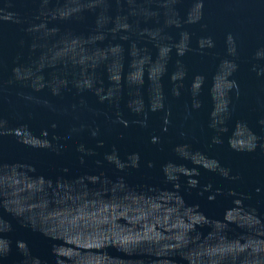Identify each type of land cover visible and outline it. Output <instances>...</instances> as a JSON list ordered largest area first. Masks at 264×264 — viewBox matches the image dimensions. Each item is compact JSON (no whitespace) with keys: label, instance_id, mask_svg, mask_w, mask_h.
Here are the masks:
<instances>
[{"label":"water","instance_id":"95a60500","mask_svg":"<svg viewBox=\"0 0 264 264\" xmlns=\"http://www.w3.org/2000/svg\"><path fill=\"white\" fill-rule=\"evenodd\" d=\"M0 264H264V0H0Z\"/></svg>","mask_w":264,"mask_h":264}]
</instances>
